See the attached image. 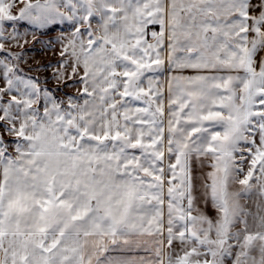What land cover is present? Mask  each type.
<instances>
[{
    "label": "snow or ice",
    "instance_id": "1",
    "mask_svg": "<svg viewBox=\"0 0 264 264\" xmlns=\"http://www.w3.org/2000/svg\"><path fill=\"white\" fill-rule=\"evenodd\" d=\"M0 53V264H264V0H0Z\"/></svg>",
    "mask_w": 264,
    "mask_h": 264
},
{
    "label": "rangeland",
    "instance_id": "2",
    "mask_svg": "<svg viewBox=\"0 0 264 264\" xmlns=\"http://www.w3.org/2000/svg\"><path fill=\"white\" fill-rule=\"evenodd\" d=\"M24 31L25 29H21L23 38L20 44H22V46H16V44L13 43L9 49L11 54L22 56V60L19 62L22 74L28 77L38 78L42 82L43 87L55 90L57 85L53 80V73L56 71L55 66L61 59V45L49 43V41H55L60 35V32H53L49 35L37 33L36 36H32L31 34L25 36ZM65 35H67L66 32ZM25 39L28 41L27 43L23 42ZM7 47L9 46L6 45V48ZM3 55V53H0V58H2ZM44 81H47V83H43ZM64 91H67L69 95L73 94L72 89H65ZM60 95H63V92H61Z\"/></svg>",
    "mask_w": 264,
    "mask_h": 264
}]
</instances>
